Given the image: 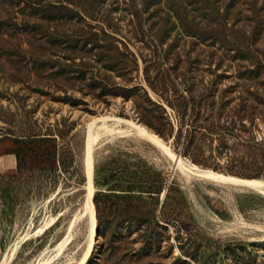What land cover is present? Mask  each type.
Masks as SVG:
<instances>
[{
	"label": "rangeland",
	"instance_id": "rangeland-1",
	"mask_svg": "<svg viewBox=\"0 0 264 264\" xmlns=\"http://www.w3.org/2000/svg\"><path fill=\"white\" fill-rule=\"evenodd\" d=\"M89 1L40 0L41 8L51 7L57 15L50 32L41 28V35L50 34L58 42L62 34L91 32L87 49L110 42L122 48L124 43L136 58L131 83L143 87L159 107L143 102L141 90L134 99L107 96L95 101L82 96L53 75L58 64L69 62L63 45H48L45 36L38 42L39 60L1 57L0 151L7 149L13 160L0 163V261L16 242L7 264L82 260L91 237L83 214L86 139L90 124L97 129L104 122L111 130L99 128L100 139L91 152L95 225L81 264H264V195L193 174L198 168L264 180V171L256 176L257 170L247 163L243 146L249 138L260 140L264 124L256 119L250 127L244 119L245 127L239 121L233 125L234 108L245 88L222 91L237 81L234 50L226 47V39L218 43L211 38L208 46L183 36L185 41L170 45L178 26L162 43L150 42L156 27H168L165 0L161 5H155L156 0H103L88 15L68 10H82ZM204 1L212 10L213 0H194L188 21H197L200 10L194 9ZM145 7L149 14L143 12ZM137 12L142 18L148 15L145 34ZM0 45L3 50L8 44ZM49 46L53 49L47 51ZM81 54L86 60L94 58L88 51ZM145 72L150 81L156 76L158 93ZM108 80L123 85L118 76ZM172 80L205 85L216 98L229 100L224 111L233 116L220 117L227 129L217 126L214 133L203 135L197 131L195 145L182 147L169 135L177 128L175 112L165 101L171 97L165 87ZM64 93L83 97L88 110L55 100ZM137 125L156 135L168 151L140 134Z\"/></svg>",
	"mask_w": 264,
	"mask_h": 264
},
{
	"label": "trees",
	"instance_id": "trees-1",
	"mask_svg": "<svg viewBox=\"0 0 264 264\" xmlns=\"http://www.w3.org/2000/svg\"><path fill=\"white\" fill-rule=\"evenodd\" d=\"M39 1L0 0V43L8 44L3 50L0 48V58L5 56V58L19 59V61L25 58L39 60L38 42L45 36V43L48 45H63L65 61L69 62L63 63L64 65L58 64L59 67L56 68L53 75L62 77L64 82L70 83L72 89L77 88L82 96H89L95 101L105 100L107 96L134 99L135 92L141 90L143 102L159 107L143 87L131 83V74L136 66V58L124 43H122V48L110 42L107 45L92 46L93 44H91V47L87 49L85 46L90 42L87 40V35H93L91 32L62 34V39L58 42L50 34L41 35V28L50 32V21L57 15L51 7L41 8ZM100 1L103 0H90L86 3L87 5L85 4V7L82 6V10H68L72 13L78 11V13L83 12L84 15H88L99 7ZM192 2L194 0H165L168 27L165 26L163 29H161V25L156 27L152 31L154 38L150 39V42L157 40L162 43L164 39L169 38L171 31L177 26L176 35L170 45L177 44L178 40L185 41L183 36L189 37L191 40H198L199 43L208 46H212V41L206 43L211 38L214 40L213 42L218 43H221L218 40L226 39L228 42L226 47L234 50V54L231 56L237 60L239 67L236 75L237 81L233 86L229 85L222 91L227 93L229 88L244 87L246 93L239 97V102L236 103L237 107L234 108L237 120L231 119V123L235 125L239 121V124L245 127L248 122L251 127L254 121L259 119L264 124V0H213L212 10H208V3L204 1L194 9L200 10L196 22L193 21L194 18L188 21L190 19L188 14L193 11L188 6H191ZM94 3L96 5L92 7ZM154 4L161 5L162 1L156 0ZM143 12L148 13L146 7ZM140 13H136L138 14V18H136L145 34L146 30L143 27L147 25L148 15L142 18ZM227 22L230 23L229 27ZM108 37L111 39L110 36ZM113 40L115 41V39ZM0 47L2 46L0 45ZM52 49L53 47H46L47 51ZM123 49L125 52L122 51ZM27 51L32 52L25 55ZM86 51L94 58L86 60V55L85 58L81 54ZM217 57L220 59L221 55ZM52 60L57 59L50 61ZM145 74L149 86L158 93L160 90L158 83L154 82L156 76H153L150 81L152 77L147 72ZM113 76L120 77L123 85L119 86L117 82H110L108 79ZM168 89L171 90V97L165 98V101L174 110L177 117L176 131L174 133L172 127L169 135L181 143L182 147L188 149L195 145L194 136L197 131L203 135L214 133L217 126L223 130L227 129L224 124H220V117L222 115L233 116V114L229 115V112L224 111L229 100L224 99L223 96L219 99L216 98L213 90L194 82H173L172 80L165 87V91ZM54 98L56 101L68 103L72 107L88 110V104L83 97L79 98L64 93V95H57ZM244 119L246 122L241 123ZM222 121L224 123L226 119ZM62 133L59 130V135ZM251 141L253 140L249 138L243 146L246 156L249 157L247 163L257 170L256 176H259L264 171V132L260 136V140ZM1 151L9 153L7 149ZM127 187L131 188L130 185Z\"/></svg>",
	"mask_w": 264,
	"mask_h": 264
},
{
	"label": "bare ground",
	"instance_id": "bare-ground-1",
	"mask_svg": "<svg viewBox=\"0 0 264 264\" xmlns=\"http://www.w3.org/2000/svg\"><path fill=\"white\" fill-rule=\"evenodd\" d=\"M93 125L94 124H90L89 129H88L89 132H88L87 139H86L85 174L87 177L86 188L88 192L85 195L86 198L83 203V214L87 215L88 217L91 237H89V242H88L85 255L78 264H81L86 259L89 253V250L92 244V234H93L94 225H95L94 210H93V205H92V200H91V197L93 194V187L91 184V152H92V148L94 144H97L96 141L98 140V138L100 139L99 136L101 135V132H102L100 131L101 128L104 132L111 130L110 128L107 127V125L104 124V122L98 125L100 130L99 128L93 129ZM136 129L140 134L146 136L152 142L158 144V146L160 145L164 150L168 151V147L163 145L156 135H154L153 133L147 132L143 127L138 126V125L136 126ZM178 162L179 160L176 158V163L178 164ZM193 174L195 176L206 178L214 182H218V183L232 184V185H236V186L243 187V188H252V189L258 190L264 195V180L263 179H253V180L239 179L233 176L222 175L220 173H217L211 170H203V169H198V168L194 169ZM66 240L67 238L63 239L57 245V248L61 249L64 243L66 242ZM16 247H17V242L13 244L11 248L9 249V251L4 255V257L0 261V264H7L9 262L11 256L15 252Z\"/></svg>",
	"mask_w": 264,
	"mask_h": 264
},
{
	"label": "crops",
	"instance_id": "crops-1",
	"mask_svg": "<svg viewBox=\"0 0 264 264\" xmlns=\"http://www.w3.org/2000/svg\"><path fill=\"white\" fill-rule=\"evenodd\" d=\"M12 157H11V155H9V154H6V153H4L3 151H1L0 152V163L1 164H11V162H12Z\"/></svg>",
	"mask_w": 264,
	"mask_h": 264
},
{
	"label": "water",
	"instance_id": "water-1",
	"mask_svg": "<svg viewBox=\"0 0 264 264\" xmlns=\"http://www.w3.org/2000/svg\"><path fill=\"white\" fill-rule=\"evenodd\" d=\"M95 148V147H94ZM94 148H93V150H94Z\"/></svg>",
	"mask_w": 264,
	"mask_h": 264
}]
</instances>
